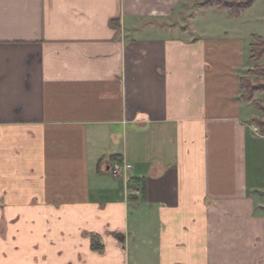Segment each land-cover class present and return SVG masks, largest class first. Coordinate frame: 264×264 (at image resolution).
<instances>
[{
    "label": "crops",
    "instance_id": "crops-1",
    "mask_svg": "<svg viewBox=\"0 0 264 264\" xmlns=\"http://www.w3.org/2000/svg\"><path fill=\"white\" fill-rule=\"evenodd\" d=\"M204 1L0 0V264H264V0Z\"/></svg>",
    "mask_w": 264,
    "mask_h": 264
},
{
    "label": "trees",
    "instance_id": "trees-1",
    "mask_svg": "<svg viewBox=\"0 0 264 264\" xmlns=\"http://www.w3.org/2000/svg\"><path fill=\"white\" fill-rule=\"evenodd\" d=\"M255 0H210L203 4L204 8L216 7L218 9H226L233 16L240 15L244 10L251 7ZM264 57V39L255 38V44L252 46V60L254 62H260ZM250 74L264 76V66L257 67L255 70L251 71ZM242 90L244 92V98L248 101L254 99V93L261 92L264 93V83L254 84L250 78H243ZM258 108L264 110V106H261L259 102H255ZM258 124L264 130V120L258 121ZM96 248V246H95ZM101 248V247H100ZM97 247V249H100Z\"/></svg>",
    "mask_w": 264,
    "mask_h": 264
},
{
    "label": "built area",
    "instance_id": "built-area-1",
    "mask_svg": "<svg viewBox=\"0 0 264 264\" xmlns=\"http://www.w3.org/2000/svg\"><path fill=\"white\" fill-rule=\"evenodd\" d=\"M132 170V165L130 164H116L111 168V173L115 178H124L127 180L129 172Z\"/></svg>",
    "mask_w": 264,
    "mask_h": 264
},
{
    "label": "rangeland",
    "instance_id": "rangeland-1",
    "mask_svg": "<svg viewBox=\"0 0 264 264\" xmlns=\"http://www.w3.org/2000/svg\"><path fill=\"white\" fill-rule=\"evenodd\" d=\"M208 1H210V0H205L203 4H205ZM197 7H198V5H194V6H191L189 9H190V11H193V13H194L196 11ZM188 16H190V13L188 14ZM247 78H250L254 84H256V83H258V84L264 83V76L260 77L258 75L249 74V76ZM257 93H261V92L254 93V97H255V94H257ZM260 105L264 106L263 104H260Z\"/></svg>",
    "mask_w": 264,
    "mask_h": 264
}]
</instances>
